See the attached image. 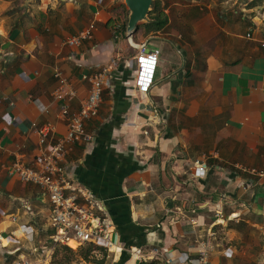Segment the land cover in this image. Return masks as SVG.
Here are the masks:
<instances>
[{"label": "crops", "instance_id": "crops-1", "mask_svg": "<svg viewBox=\"0 0 264 264\" xmlns=\"http://www.w3.org/2000/svg\"><path fill=\"white\" fill-rule=\"evenodd\" d=\"M158 1L166 28L135 42L126 24L123 35L115 30L127 20L123 0H19L21 12L0 0L1 247L35 254L45 233L50 242L48 200L10 167L34 164L35 126L50 122L53 139L66 132L56 72L78 110L82 75L119 54L98 115L86 122L93 142L67 157L69 178L104 203L123 246L113 261L124 253L123 264H137L134 247L184 259L209 240L212 264H264V176L245 170L264 168V0ZM90 23L92 38L65 43ZM138 43L159 52L147 103L131 88L128 51ZM201 157L202 179L193 175Z\"/></svg>", "mask_w": 264, "mask_h": 264}, {"label": "built area", "instance_id": "built-area-1", "mask_svg": "<svg viewBox=\"0 0 264 264\" xmlns=\"http://www.w3.org/2000/svg\"><path fill=\"white\" fill-rule=\"evenodd\" d=\"M93 26L90 23L80 33L68 37L65 43L69 46H78L84 39L92 38ZM246 37H252L250 31L246 33ZM262 46H264L263 43ZM132 59L133 97L138 103H147L149 90L155 80L159 52L150 48L147 43H138ZM119 60L120 55L117 54L111 57L106 65L82 75V79L88 82V90L86 96L80 101L78 110H71L69 104L75 97V91L68 87L66 79L56 72L60 87L55 91V96L62 99L59 115L66 121V132L53 139L51 134L54 127L50 122L35 126L38 134V148L34 156V164L27 165L21 160H14L11 164L10 172L17 175L20 180L36 185L40 195L50 204V245L45 249L52 250L56 245H63L76 251L93 245L91 252L94 255H98L100 247L112 256L119 254L123 249L122 244L118 243L114 237L112 222L104 203L96 198L89 188L71 180L67 174V157L73 145H89L93 142L94 133L87 130L86 122L98 115L103 91L109 86L111 72ZM206 170L204 157L193 162V175L196 178H204ZM245 170L260 177L264 176V168H246ZM216 216L220 217L222 214L216 212ZM189 221L191 224H197L196 218H190ZM194 249L195 253H189L184 259L165 254L156 247L149 250L134 247L131 252L137 261L161 258L163 264H212L209 240L197 241ZM40 262L42 259L36 258L33 261L26 255L20 254L13 264Z\"/></svg>", "mask_w": 264, "mask_h": 264}, {"label": "rangeland", "instance_id": "rangeland-1", "mask_svg": "<svg viewBox=\"0 0 264 264\" xmlns=\"http://www.w3.org/2000/svg\"><path fill=\"white\" fill-rule=\"evenodd\" d=\"M38 1V0H37ZM19 0H12V9L14 12L20 11L19 9ZM21 12V11H20ZM144 23V22H142ZM141 23V24H142ZM137 33L142 35V37H146L145 34L142 33V31L139 29L133 34V41L137 42L140 36L136 35ZM152 35H162V33H157V34H152ZM127 37L122 36V39L126 41ZM135 50L130 47L128 51V55H134ZM47 234L45 233L44 236H42L41 244H37V249L35 254L30 253L25 250H11L12 248H3L0 246V264H13L15 260L19 258L20 254L26 255L29 259H33V261L38 258L42 259V262L38 264H51V262H56L57 264H113V256L105 254V258L102 262H99L100 259L104 256V251L103 250H98V255H94L92 252L91 254L94 255L93 257L96 259V261L93 260V258H90V261H86L82 259L79 255L80 249H77L76 251H68L63 248V245H56L52 250L45 249L46 246H49L50 244L48 243L47 239ZM46 238V239H45ZM83 248V247H82ZM22 251V252H21Z\"/></svg>", "mask_w": 264, "mask_h": 264}, {"label": "trees", "instance_id": "trees-1", "mask_svg": "<svg viewBox=\"0 0 264 264\" xmlns=\"http://www.w3.org/2000/svg\"><path fill=\"white\" fill-rule=\"evenodd\" d=\"M125 24L126 22H122L120 25L116 26L117 29L115 30L117 32L119 31L123 35L125 31ZM167 24H168V18L163 10V7L160 5V2L158 0H153L151 4V9L149 10V13L147 15V21L142 24H139L137 30L140 29L142 33L145 35H149L150 33L155 34L157 32H161L162 30H164ZM63 248L70 252L72 251L66 246H63ZM92 249H93V245H88L86 247L80 248V252H79L80 257L86 261H90V258H93L94 260L95 259L93 257L94 255L91 254ZM98 249L100 251L103 250L105 252V250L100 247ZM105 254L106 252L104 253L102 259L99 260V262H102L104 260ZM126 259H127V254L123 253L121 259H119V261L117 262H114L113 264H123V262ZM94 261H96V259ZM51 264H57V263L53 261L51 262ZM137 264H161V262L159 260H142V261H138Z\"/></svg>", "mask_w": 264, "mask_h": 264}, {"label": "water", "instance_id": "water-1", "mask_svg": "<svg viewBox=\"0 0 264 264\" xmlns=\"http://www.w3.org/2000/svg\"><path fill=\"white\" fill-rule=\"evenodd\" d=\"M30 0H25V3ZM127 8L126 36L131 40L139 24L147 21L153 0H123Z\"/></svg>", "mask_w": 264, "mask_h": 264}]
</instances>
